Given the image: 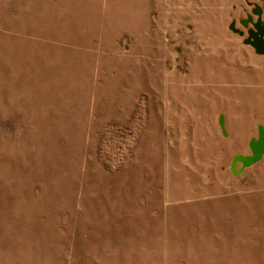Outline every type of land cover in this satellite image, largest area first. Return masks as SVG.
<instances>
[{
    "label": "rangeland",
    "instance_id": "rangeland-1",
    "mask_svg": "<svg viewBox=\"0 0 264 264\" xmlns=\"http://www.w3.org/2000/svg\"><path fill=\"white\" fill-rule=\"evenodd\" d=\"M255 4L0 0V264H264Z\"/></svg>",
    "mask_w": 264,
    "mask_h": 264
},
{
    "label": "crops",
    "instance_id": "crops-1",
    "mask_svg": "<svg viewBox=\"0 0 264 264\" xmlns=\"http://www.w3.org/2000/svg\"><path fill=\"white\" fill-rule=\"evenodd\" d=\"M260 1H264V0H260ZM253 12L255 14H257V17H260V16H262L264 10H263V8H262V6L260 4H255L254 5V8H253ZM245 21L246 20L243 17L242 18V23H243V25L245 27H247V24H246ZM235 32L238 33V34H240V36H243L244 35V31L242 29H238ZM261 38H262V41H263L264 40V32L261 33ZM246 43L248 45H254L256 47V50L258 52L264 54V45H259V44L258 45H255V44H253L250 41H248V42L246 41ZM263 43H264V41H263ZM244 44H245V41L244 40L240 41L241 48H239V61L242 58H244V56H243V54H244V52H243L244 51L243 50ZM249 53H251V52H249ZM249 60L251 62H253V65L250 66V67L253 68V69H255L258 77L260 76L261 83H262V89H264V69H263V67H260L259 66L261 63H264V61L263 60L261 61V59H256L253 56H251V58H249ZM227 62L228 63H231L230 61H227ZM238 64L239 63H236L235 64V69H233V70L230 69V67H229V68H224L222 71H220L218 73L219 74V78L215 80L216 81V84H218V86H215L216 89H217L216 92H215V94L217 95L218 98L233 97V99H235V97H240L241 90H240V87L238 86L239 85L238 83H237L238 84L237 85V90L234 89V88H236V80L239 79V81H241L240 78H242L241 69H240V66ZM199 67L202 69V71H201V69ZM199 67L197 65H195L196 71H198L197 69H199L198 73L199 74H203L204 76H206V73H208L207 72V66H206V64L205 63H203V65L200 64ZM257 71H260V74ZM214 79H215V77H214ZM251 98H252V96H251ZM258 98H259V96L253 98L255 105H252V106L254 107V110L257 109ZM239 104H240L239 101L234 100L232 106H230L229 104H226V105L225 104H222V105H220L219 108L214 109V111H216V110L219 111L220 108H226V111H228L229 114L232 116V125H242L239 122L240 117L238 116L240 114L239 113V108H240L239 107ZM250 107L251 106L249 105V113L248 114H251L254 111V110L252 111L250 109ZM201 117L199 116L197 118L198 121L201 119ZM255 141H253L252 146L255 144Z\"/></svg>",
    "mask_w": 264,
    "mask_h": 264
},
{
    "label": "flooded vegetation",
    "instance_id": "flooded-vegetation-1",
    "mask_svg": "<svg viewBox=\"0 0 264 264\" xmlns=\"http://www.w3.org/2000/svg\"><path fill=\"white\" fill-rule=\"evenodd\" d=\"M248 27V35L250 42H252L255 45H264L262 38H261V33L264 32V26L261 23L260 17H258L255 21H245ZM250 25V26H249ZM252 25V26H251ZM261 135L263 136L264 133L261 130ZM261 136V137H262Z\"/></svg>",
    "mask_w": 264,
    "mask_h": 264
},
{
    "label": "water",
    "instance_id": "water-1",
    "mask_svg": "<svg viewBox=\"0 0 264 264\" xmlns=\"http://www.w3.org/2000/svg\"><path fill=\"white\" fill-rule=\"evenodd\" d=\"M262 136V135H261ZM264 146V143L262 146H258L256 144H254L252 147H253V150H254V155L252 157H249L245 160L246 163H252L254 161H257L259 158H261V155H262V152H263V147Z\"/></svg>",
    "mask_w": 264,
    "mask_h": 264
}]
</instances>
